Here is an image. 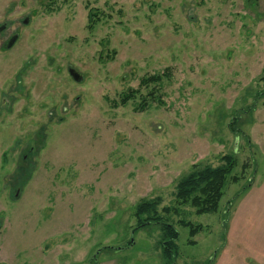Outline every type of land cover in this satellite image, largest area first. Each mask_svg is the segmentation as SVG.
Instances as JSON below:
<instances>
[{"label": "rangeland", "instance_id": "obj_1", "mask_svg": "<svg viewBox=\"0 0 264 264\" xmlns=\"http://www.w3.org/2000/svg\"><path fill=\"white\" fill-rule=\"evenodd\" d=\"M3 25L0 264H264V0H0ZM224 156L218 211L177 206ZM156 199L173 261L160 226L133 230Z\"/></svg>", "mask_w": 264, "mask_h": 264}, {"label": "trees", "instance_id": "obj_2", "mask_svg": "<svg viewBox=\"0 0 264 264\" xmlns=\"http://www.w3.org/2000/svg\"><path fill=\"white\" fill-rule=\"evenodd\" d=\"M89 21H93L95 14L89 15ZM161 81L160 76L144 79L141 85L148 84L150 82L158 84ZM138 91L131 90L127 94L121 95L119 101L113 104V107L125 106L127 103L134 99ZM264 94H259L258 97ZM257 100V98H255ZM146 107V102H142L140 107H136V111H143ZM234 122L229 124V129H232ZM246 137V136H245ZM247 138V137H246ZM248 139V138H247ZM223 162L222 166H194L188 174L183 176L175 186L174 203L177 206L188 205L195 210L198 215L206 213H216L218 211L219 203L223 196V188L228 180L237 182L238 177H233L232 173L236 167V160L231 156H224L221 158ZM244 170L249 169V165H243ZM232 176V177H231ZM159 200L143 201L139 203L134 212L137 225L133 229L138 231L146 226H160L162 231V240L160 246H162V256L164 259L173 261L177 258V239L178 232L174 226L168 221H164L162 216L157 212ZM164 215L171 213H177V209L166 207L161 210ZM179 224L183 227L190 229V236L194 237L199 232V226L194 227L192 224L180 221ZM131 243H128L130 245Z\"/></svg>", "mask_w": 264, "mask_h": 264}, {"label": "water", "instance_id": "obj_3", "mask_svg": "<svg viewBox=\"0 0 264 264\" xmlns=\"http://www.w3.org/2000/svg\"><path fill=\"white\" fill-rule=\"evenodd\" d=\"M2 29H3V28L0 27V32L2 31ZM15 39H16V37H13V38L9 41V43L7 44V47H8V48H10V47L13 45ZM69 74H70V76L72 77V79H74V80H76V81H80L81 78H82L81 75L77 74L74 70H69Z\"/></svg>", "mask_w": 264, "mask_h": 264}, {"label": "flooded vegetation", "instance_id": "obj_4", "mask_svg": "<svg viewBox=\"0 0 264 264\" xmlns=\"http://www.w3.org/2000/svg\"><path fill=\"white\" fill-rule=\"evenodd\" d=\"M1 27L3 28L1 32L5 31V29H6V26H5V25H3V26H1ZM1 32H0V33H1ZM69 70H72V69H69ZM17 192H18V190L16 191V195L18 194Z\"/></svg>", "mask_w": 264, "mask_h": 264}, {"label": "crops", "instance_id": "obj_5", "mask_svg": "<svg viewBox=\"0 0 264 264\" xmlns=\"http://www.w3.org/2000/svg\"><path fill=\"white\" fill-rule=\"evenodd\" d=\"M232 220H234V219H232ZM232 220H231V221H232Z\"/></svg>", "mask_w": 264, "mask_h": 264}]
</instances>
